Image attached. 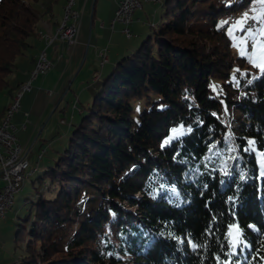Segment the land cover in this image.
I'll return each mask as SVG.
<instances>
[{"label":"trees","instance_id":"trees-1","mask_svg":"<svg viewBox=\"0 0 264 264\" xmlns=\"http://www.w3.org/2000/svg\"><path fill=\"white\" fill-rule=\"evenodd\" d=\"M58 1L0 0V94ZM253 1H163L30 181L10 264H264V70L232 27Z\"/></svg>","mask_w":264,"mask_h":264},{"label":"rangeland","instance_id":"rangeland-1","mask_svg":"<svg viewBox=\"0 0 264 264\" xmlns=\"http://www.w3.org/2000/svg\"><path fill=\"white\" fill-rule=\"evenodd\" d=\"M63 1L60 0L54 5L56 15L61 18L64 13L62 10ZM93 1L74 0L72 8L79 15L75 45L68 46L67 43L62 42V52H57L53 45L46 48L47 58L52 64L51 70L46 74H39L31 81L30 90L21 93L18 110L11 117L10 123L14 128V135L18 144L25 151L30 150V152L27 157L26 177L20 182L12 206L0 219V264H10L15 257L12 250V239L15 230L14 221L17 213L22 219L27 216L28 203L24 199L29 194L30 181L41 174L48 164H52L56 157L55 152L60 151L66 145L73 126L80 119L82 106L92 101L94 94L101 86L102 77L110 72L113 64L118 59L129 54L147 36H152L149 25L156 26L159 22L163 12L164 0L143 3V9L134 12L132 23L129 25L131 37L127 38L117 31L118 33L115 34L117 40L111 39L113 30L110 27V21L114 19L117 3L120 0H95L94 5ZM92 10H95L93 20ZM245 16L248 18L242 25L244 31L235 41L238 44L239 39L244 38L247 31L251 29L254 37H249L242 47L246 49L245 55L249 57L254 50V44L258 41L259 44L255 49L256 63L263 66L264 50L260 46L264 45V35L261 34V29L264 28V0H254L250 8L245 10L233 22V29L241 31L237 22L243 20ZM102 21L105 23L104 27L101 26ZM117 24L115 27H118ZM229 32H231V26ZM45 45H47V42H45ZM96 47L106 50L107 62L101 63V58H98L95 54ZM118 48L122 49L121 52H118ZM239 53L241 54L240 48ZM250 62L252 63L251 60ZM252 65L254 66L253 63ZM63 69H66V71L62 75ZM22 73L23 69L19 66L9 76V87L13 88L11 104L19 94L20 84L16 86V83L24 78ZM95 76H101V78L94 79ZM30 77L31 74L24 83L28 82ZM69 87L70 91L68 90ZM48 92L50 93L48 94ZM2 94H0V97ZM5 103H7V98L0 100V105ZM183 131L184 128L180 127L170 136H176L183 133ZM40 154L41 158L38 159ZM3 185L4 181L0 176V187ZM228 237L233 250H236L239 242V232L236 224L229 227Z\"/></svg>","mask_w":264,"mask_h":264},{"label":"built area","instance_id":"built-area-1","mask_svg":"<svg viewBox=\"0 0 264 264\" xmlns=\"http://www.w3.org/2000/svg\"><path fill=\"white\" fill-rule=\"evenodd\" d=\"M157 0H120L114 13L113 22H119L123 25L121 30L125 37L130 38L129 25L132 23V17L135 11L142 8L143 3L156 2ZM73 0H68L65 6L60 30H57L55 36H48L47 45L43 47L41 56H37L31 77L26 83H21L22 94L30 90L31 81L39 74H46L52 68L51 62L47 58L46 48L56 41L67 43L68 46H74L77 40L79 15L73 10ZM112 22V23H113ZM101 63H105V50L98 53ZM50 92H48L49 94ZM19 98L15 103L16 112L19 107ZM14 114V113H13ZM12 114V116H13ZM11 116V117H12ZM11 120V118H10ZM0 124V176L4 185L0 187V219L8 211V206L13 197L19 190L21 178L26 175L28 168V154L30 150H24L15 138L14 128L10 123ZM41 158V154L38 159ZM35 170V169H33Z\"/></svg>","mask_w":264,"mask_h":264},{"label":"crops","instance_id":"crops-1","mask_svg":"<svg viewBox=\"0 0 264 264\" xmlns=\"http://www.w3.org/2000/svg\"><path fill=\"white\" fill-rule=\"evenodd\" d=\"M66 3H67V0H64L62 3V10L63 11H64V7H65L64 5H66ZM143 7L144 6L142 5L141 9H143ZM115 8H116V6H115ZM61 21H62V18L58 17L55 13V10H53V16L50 19H48V20L45 19L41 22V24H40V29H41L40 35L36 34L35 36H33L29 39V42L31 44L30 48L28 49V51L24 55H22L16 59V68H19V66H20V68L23 69L22 75H24V78H22V81H17L16 86L27 81V78H29L30 71L33 70V68H34V65L36 62V57H37L39 51L45 46V42H47L46 35H48V34L53 35L56 32V29H57L58 25L61 23ZM112 22H113V20L111 19L110 27L113 30V33L111 35V39L117 40V37H115V34L118 33L117 31H119L122 34V32H121L122 24L119 22H113V23ZM116 24L118 25V27H115ZM151 25L152 24H150L149 27ZM101 26L102 27L105 26L104 21L101 22ZM115 44H117V43H115ZM52 45H53L54 49L57 50V52H60V51L62 52L63 43L61 41L54 42L50 46H52ZM50 46H48V47H50ZM116 46L118 47L119 45H116ZM101 50L102 49H98V47L95 48V54L98 58H100L98 56V53ZM117 50H118V52H121L122 49L118 48ZM107 61H108V59H107ZM65 71H66V69H63L62 75L65 73ZM99 77L100 76H95L94 79H97ZM5 98H7V103L0 105V111L6 109L11 104L13 94L11 93L10 95H8V94L3 93L2 96L0 97V100L5 99Z\"/></svg>","mask_w":264,"mask_h":264},{"label":"snow or ice","instance_id":"snow-or-ice-1","mask_svg":"<svg viewBox=\"0 0 264 264\" xmlns=\"http://www.w3.org/2000/svg\"><path fill=\"white\" fill-rule=\"evenodd\" d=\"M247 18L248 17L245 16V18L243 20L237 22V25L240 26V30L241 31H244L242 25L245 23V21L247 20ZM234 27H236V26H234ZM261 34L264 35V28L261 29ZM249 37H254V33L251 31V29H249L247 31V35L244 38H241L238 41L237 47L240 48L241 55H245L246 54V49L244 47H242V45H244L246 43V41H247V39ZM257 44H259L258 41L256 42V44H254V46H253L254 50L251 53V55L249 56V59L252 61V63L254 64V66L262 67V70H264V66L256 63V50L255 49H256ZM260 47H261L262 50H264V45H261Z\"/></svg>","mask_w":264,"mask_h":264},{"label":"bare ground","instance_id":"bare-ground-1","mask_svg":"<svg viewBox=\"0 0 264 264\" xmlns=\"http://www.w3.org/2000/svg\"><path fill=\"white\" fill-rule=\"evenodd\" d=\"M67 3H68V1H67ZM67 3H66V5H67ZM73 4H74V0H73ZM66 5H65V6H66ZM64 9H65V7H64ZM61 23H62V21H61ZM57 30H60V24L58 25L56 31H57ZM55 33H56V32H55ZM55 33H54L53 35H49V34L46 35V40H48V36H55ZM129 35H130V36L132 35L130 30H129ZM42 50H43V49H42ZM42 50L39 52V54H38L37 56H41V52H42ZM107 59H108V58H107L106 53H105V62L107 61ZM21 93H22V85H20V87H19V94H18V96H16V97L14 98V102L11 104V106H9V107H7L6 109L0 111V124H4V122H8V121L10 120V118H11V116H12L14 110H15V103H16L17 97H20ZM25 177H26V175H24V176L21 178V180H22L23 178H25ZM13 198H14V197H13ZM12 203H13V199H12V201L10 202V205L8 206V209H10V207L12 206Z\"/></svg>","mask_w":264,"mask_h":264},{"label":"water","instance_id":"water-1","mask_svg":"<svg viewBox=\"0 0 264 264\" xmlns=\"http://www.w3.org/2000/svg\"><path fill=\"white\" fill-rule=\"evenodd\" d=\"M94 3H95V0L93 1V5H94ZM92 12H93V10H92ZM91 16H92V14H91ZM87 49V48H86Z\"/></svg>","mask_w":264,"mask_h":264}]
</instances>
